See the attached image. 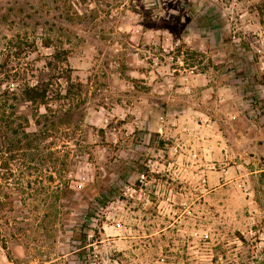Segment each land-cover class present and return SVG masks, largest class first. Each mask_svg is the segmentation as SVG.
<instances>
[{
    "label": "rangeland",
    "instance_id": "obj_1",
    "mask_svg": "<svg viewBox=\"0 0 264 264\" xmlns=\"http://www.w3.org/2000/svg\"><path fill=\"white\" fill-rule=\"evenodd\" d=\"M55 4L94 17L60 39L24 17ZM1 15L0 46L36 30V74L66 49L86 107L59 135L67 176L105 203L81 227L79 192L56 209L54 166L0 165V264H264V0H0Z\"/></svg>",
    "mask_w": 264,
    "mask_h": 264
},
{
    "label": "trees",
    "instance_id": "obj_2",
    "mask_svg": "<svg viewBox=\"0 0 264 264\" xmlns=\"http://www.w3.org/2000/svg\"><path fill=\"white\" fill-rule=\"evenodd\" d=\"M57 1L51 0L53 3ZM59 9L58 4L51 8L46 5L45 10L35 5L30 7V12L24 14V17H37L34 24L52 33L59 30L71 33L69 26L73 25V19L75 17L79 19L81 14H84L85 18L94 17L89 12L79 13L76 10L63 12ZM18 12L20 13L19 10ZM8 13L12 14L15 11L9 8ZM0 17L6 19L3 15ZM38 19H42L43 22ZM11 20L13 19L9 20L10 23ZM76 23L79 24L78 21ZM34 31L36 30L5 36L4 43L0 46V53L4 55L0 69H4L7 79L10 78L5 90L0 91V159H2L0 165L12 166L13 161H17L22 166H54L58 180L51 194L59 200L56 209L62 210L68 206L62 201L72 200V194L79 192L82 195L79 204L83 205V216H86H81L76 221L83 227L88 221L87 215L93 213L95 209L94 204H104L105 196L101 192H96L88 199L82 193L83 189L78 191L73 188L74 186L70 184L72 178L67 176V173H70L67 166H74L76 162L73 156L70 157L74 142L69 138L66 140L59 138L62 132L68 131L71 127L78 129V122L85 118L86 107L81 105L82 86L81 82L72 80L62 65L66 59L64 48L56 49L51 54L39 68V74L34 72L37 68L33 64V59H29L37 49ZM55 34L56 39L64 35ZM53 39L54 36L50 33L41 38V45L51 47ZM11 62L18 66L10 65ZM16 80L20 82L17 83ZM49 137H57L60 142L54 144L53 148L50 144L52 140H47ZM4 154L6 158H3ZM112 187L118 189L119 177L115 179ZM5 195L7 197V191ZM64 226L62 222V227Z\"/></svg>",
    "mask_w": 264,
    "mask_h": 264
}]
</instances>
